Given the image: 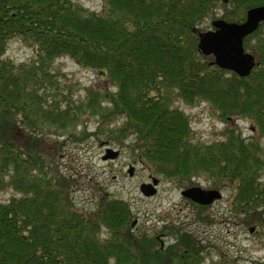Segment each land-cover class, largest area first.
I'll return each instance as SVG.
<instances>
[{
	"label": "trees",
	"instance_id": "16d2710c",
	"mask_svg": "<svg viewBox=\"0 0 264 264\" xmlns=\"http://www.w3.org/2000/svg\"><path fill=\"white\" fill-rule=\"evenodd\" d=\"M227 4L103 0L96 12L73 0H0V191L14 193L0 201V264H168L179 253L134 235L133 213L119 197L100 195L87 210L68 195L71 181L56 170L57 137H71L81 124L87 139L91 117L106 139H129L133 158L161 181L205 176L212 188L227 185L244 224H256L250 215L264 206V22L243 40L257 62L246 77L210 65L197 44L208 19L241 22L264 0ZM12 40L31 49L27 62L5 56ZM61 56L96 72L99 81L84 98L57 92L51 68ZM176 100L208 104L224 124L221 138L196 141ZM239 119L249 122L252 136H242ZM170 232L184 255L176 264H202L195 240L178 227Z\"/></svg>",
	"mask_w": 264,
	"mask_h": 264
},
{
	"label": "rangeland",
	"instance_id": "374dc122",
	"mask_svg": "<svg viewBox=\"0 0 264 264\" xmlns=\"http://www.w3.org/2000/svg\"><path fill=\"white\" fill-rule=\"evenodd\" d=\"M73 1L96 12H100L103 7V0ZM225 8L232 9L230 4ZM222 13L223 8H219L215 18L220 17ZM211 21L208 19L200 28L210 29ZM5 56L15 63L27 62L31 56V49L19 40H12L6 48ZM51 72L55 73L59 83L57 92L63 91L74 100L84 98V89L99 81L94 70L80 67L68 56L56 58ZM58 98L62 99L60 94ZM174 106L189 117L193 138L196 141L212 142L221 138L224 124L208 104L200 102L188 106L176 100ZM85 124L86 133L89 134L85 140L81 137V129L84 126L81 124L76 126L75 132L73 131L75 134L71 137L67 136L69 131H65L64 135L59 137L45 134L46 138L50 136L54 141L57 137L61 142L56 170L71 181L68 195L77 206L94 210L100 195L108 193L129 204L133 213L131 222L135 223V229L131 230L134 235L143 233L153 237L162 231L161 226L165 224L175 226L181 233H187L195 240L202 264L214 262L264 264V206L259 208L261 213L250 215L253 222L257 221L256 224L245 225L243 222L245 215L235 210L237 208L232 203L233 191L226 185L218 189L221 192L220 199L215 200L208 208L200 209L198 205L183 197L181 191L190 186L212 188L211 180L205 176L194 177L191 183L184 181L176 184L161 181L160 177L152 175L160 181L156 193L149 197L143 196L140 184L148 182L151 174L146 165L137 162L131 155L129 139L119 144L111 138L106 139L97 133V122L94 117L86 120ZM235 124L240 128L243 137L252 136L249 122L239 119ZM94 133L97 135H93ZM107 148L119 150L120 154L114 159L103 160L102 156ZM129 164L133 165V175L128 174ZM262 180L264 181V174ZM13 194L11 190L0 191V201L9 199ZM198 214L210 218L212 222L209 224L201 222ZM251 228L252 230H249ZM176 237L172 234L164 239L165 251L173 245L172 250L181 253L182 247L177 243ZM176 244L178 245L174 246ZM156 246L157 249L160 248L158 242Z\"/></svg>",
	"mask_w": 264,
	"mask_h": 264
},
{
	"label": "water",
	"instance_id": "95a60500",
	"mask_svg": "<svg viewBox=\"0 0 264 264\" xmlns=\"http://www.w3.org/2000/svg\"><path fill=\"white\" fill-rule=\"evenodd\" d=\"M221 1L227 3L229 0ZM261 22H264V5L247 9L242 22L215 19L211 22V29L198 32L197 49L202 55L212 57L210 65L234 72L239 77H246L257 62L250 52L245 51L243 39L253 33ZM118 154L119 150L107 148L102 159H114ZM129 171H132V167ZM158 181L155 177H151L150 183L141 184L140 192L143 196L154 195ZM181 194L200 205H208L221 198L219 190L204 189L200 186L188 187Z\"/></svg>",
	"mask_w": 264,
	"mask_h": 264
},
{
	"label": "flooded vegetation",
	"instance_id": "af4514ba",
	"mask_svg": "<svg viewBox=\"0 0 264 264\" xmlns=\"http://www.w3.org/2000/svg\"><path fill=\"white\" fill-rule=\"evenodd\" d=\"M132 164H129V168H128V174L129 175H133V169H132V171H129L130 170V166H131ZM133 166V165H132ZM151 181V179H150V175H149V177H148V182H150ZM148 182H146V183H148ZM144 182H142L141 184H143ZM140 184V185H141ZM207 189H209V188H207ZM194 204H196V203H194ZM212 204V203H211ZM211 204H209V205H199V204H196V205H198V207L199 206H201V207H203L202 209H206V208H208ZM134 222H131L130 223V229L131 230H134L135 229V227H134ZM171 227H175V226H167L166 224L165 225H163V226H161V229H162V231L161 232H159L158 234H156V236L154 235L153 237H154V239H155V241L156 242H158L159 243V246H160V250H164L165 249V247H164V239H166L167 237L169 238L173 233H171L170 232V228ZM160 229V230H161ZM159 230V231H160ZM176 241H178V239H176ZM172 247H173V245H172ZM198 254H199V252H198ZM182 258H184V255H182V254H172V257L171 258H169V259H167V262H169V264H175L176 262L178 263V261L180 260V259H182Z\"/></svg>",
	"mask_w": 264,
	"mask_h": 264
}]
</instances>
